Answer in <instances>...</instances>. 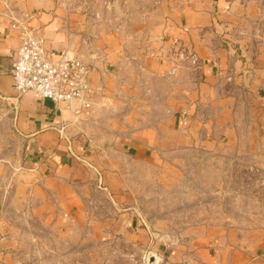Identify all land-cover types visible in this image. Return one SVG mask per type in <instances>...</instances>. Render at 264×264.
I'll use <instances>...</instances> for the list:
<instances>
[{
    "label": "crops",
    "instance_id": "obj_1",
    "mask_svg": "<svg viewBox=\"0 0 264 264\" xmlns=\"http://www.w3.org/2000/svg\"><path fill=\"white\" fill-rule=\"evenodd\" d=\"M64 4L63 0H0V141L3 144L13 140L21 149L19 155L9 148L4 150L0 160L5 161V185L17 176L15 196L20 198L28 220L35 217L43 229H50L61 215L76 216L84 206V194L76 189L81 162L89 164L97 159L101 188L116 202L118 213L122 212L118 227H122L120 219L131 216L135 236L128 239L136 240L133 244L144 252L125 264H146L144 256L149 251L162 258L160 264H264L263 231L237 235L222 231L219 226L203 225L184 228L175 236L167 232L153 235L138 218L135 186L130 192L127 185L121 184L131 178L141 180V175L120 172L126 170L129 161L156 166L165 151L174 148L214 144L240 148L237 141H208L212 126H218L219 136L239 133L237 119L230 120L229 115L231 108L237 109L236 103L239 107L248 106L249 150L264 148V54L249 56L245 63L231 64L220 40L210 39L211 32L219 38L224 29L230 30L231 24L222 29L218 22L235 20L236 1L159 0L156 10L134 19V33L143 40L135 44L132 57L141 64L128 61L124 33H114L104 22H96L92 12L77 13ZM21 10L35 14L33 22L42 30L48 53L59 56L70 48L89 64V81L97 91L95 109L122 96L120 88L124 89L126 82L121 77H125L131 65L156 76L174 77L186 85L173 106L175 129L136 130L110 144L97 145L94 154L90 150L92 141L87 133H79L83 125L74 120L69 108L32 92L18 94L15 90L11 68L19 40L9 22ZM189 52L198 55L200 64H189L183 59ZM241 96L243 99H239ZM109 167L118 170L116 180L120 182L110 191L106 186ZM9 210L6 202L0 205V230L3 218L7 219L12 212Z\"/></svg>",
    "mask_w": 264,
    "mask_h": 264
},
{
    "label": "rangeland",
    "instance_id": "obj_2",
    "mask_svg": "<svg viewBox=\"0 0 264 264\" xmlns=\"http://www.w3.org/2000/svg\"><path fill=\"white\" fill-rule=\"evenodd\" d=\"M63 1L65 7L75 8L77 13L91 15L92 12L98 19L96 22H104L112 32L124 33L128 61L141 64L132 57L135 44L143 40L134 33V19L156 10L159 0ZM235 1V20L218 22L222 29L231 24L230 30L225 32L224 29L226 35L220 33L219 38L210 33L212 41L220 40L231 64L235 61L245 63L249 56L264 54V0ZM192 54L198 58L195 63L191 62ZM185 60L189 64H200L195 52H189ZM122 78L126 83L124 89L120 88L123 94L117 101L101 103L96 109L94 106L89 116L82 115L78 119L83 125L79 133L88 134L86 136L93 144L90 150L94 154L97 145L110 144L136 130L148 127L164 131L175 129L173 106L186 85L174 77L156 76L138 65H131ZM236 105L237 109L231 108L229 115L230 120L237 119L239 133L234 131L219 136L218 126H212L208 141H237L240 148L218 144L174 148L165 151L156 166L129 161L126 170L120 171L141 175L140 181L131 178L121 184L127 185L130 192L135 186L138 218L153 235L167 232L175 236L184 228L203 225L219 226L222 231H233L237 235L264 232V148L249 150L248 106ZM19 146L13 140L3 144L0 141V154L9 148L14 155H19ZM4 162L0 160V205L6 202L12 212L2 221L0 264H125L144 253L133 244L136 240L128 239L135 236L131 216L120 219L122 227H118L122 212L118 213L116 202L101 188V168L97 159L89 164L81 162V177L77 178L76 189L84 194L82 210L72 218L69 214L61 215L55 227L50 229H43L35 217L28 220V214L23 213L20 198L15 196L17 176L4 184ZM109 169V184L105 185L110 191L120 182L116 180L118 170ZM123 186L119 185V188L123 189Z\"/></svg>",
    "mask_w": 264,
    "mask_h": 264
},
{
    "label": "built area",
    "instance_id": "obj_3",
    "mask_svg": "<svg viewBox=\"0 0 264 264\" xmlns=\"http://www.w3.org/2000/svg\"><path fill=\"white\" fill-rule=\"evenodd\" d=\"M34 16L33 12L26 10L10 18L9 27L17 32L19 40L11 68L15 90L18 94L29 91L69 108L75 121L82 115L89 116L97 97V91L89 81V64L70 48L59 56L48 53L44 48L42 30L33 22ZM191 56V62L195 63L197 56ZM187 58L188 55H183V59ZM147 255L144 256L146 264L162 261L154 253L157 262L148 263Z\"/></svg>",
    "mask_w": 264,
    "mask_h": 264
},
{
    "label": "water",
    "instance_id": "obj_4",
    "mask_svg": "<svg viewBox=\"0 0 264 264\" xmlns=\"http://www.w3.org/2000/svg\"><path fill=\"white\" fill-rule=\"evenodd\" d=\"M155 260V255L152 251H149L148 252V255H147V262L148 263H152L153 261Z\"/></svg>",
    "mask_w": 264,
    "mask_h": 264
},
{
    "label": "bare ground",
    "instance_id": "obj_5",
    "mask_svg": "<svg viewBox=\"0 0 264 264\" xmlns=\"http://www.w3.org/2000/svg\"><path fill=\"white\" fill-rule=\"evenodd\" d=\"M156 261H157V258H156ZM156 261H153L152 263H156Z\"/></svg>",
    "mask_w": 264,
    "mask_h": 264
}]
</instances>
